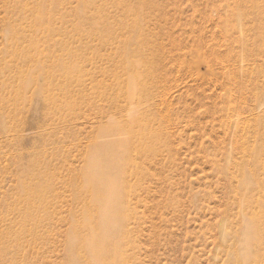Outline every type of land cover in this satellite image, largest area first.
Listing matches in <instances>:
<instances>
[{
	"label": "rangeland",
	"instance_id": "1",
	"mask_svg": "<svg viewBox=\"0 0 264 264\" xmlns=\"http://www.w3.org/2000/svg\"><path fill=\"white\" fill-rule=\"evenodd\" d=\"M0 264H264V0H0Z\"/></svg>",
	"mask_w": 264,
	"mask_h": 264
},
{
	"label": "bare ground",
	"instance_id": "2",
	"mask_svg": "<svg viewBox=\"0 0 264 264\" xmlns=\"http://www.w3.org/2000/svg\"><path fill=\"white\" fill-rule=\"evenodd\" d=\"M117 154H119V153H117ZM117 154H113L112 155V157L110 158V156H111V152L110 153H108V155H106L108 158H110L111 160H113L112 162L113 163H115V164H117ZM115 160V161H114ZM99 179H96V185L99 183V181H98ZM103 180V179H102ZM105 182L108 184V186L109 185H111V181L110 180H103V181H101V183H104L105 184ZM112 187L113 188H115V185H112ZM114 201V197L113 196H106V197H104V198H102L101 199V202H103L104 203V205L106 206V207H108L109 208V213H108V216L106 217V219H105V222H104V226H105V228H107V229H109V227L112 225H110V223L114 220L115 221V219L116 218H114V216L112 215V210L110 211V208H111V203ZM117 220V219H116ZM114 221L112 222V223H114ZM100 227V230H98L99 232H102V227L103 226H99ZM107 229H106V231H107ZM105 231V232H106ZM106 234V233H105ZM104 233H103V236H101V238H98L97 239V242L98 243H100L101 244V246H102V244H103V240H105L104 238ZM102 242V243H101Z\"/></svg>",
	"mask_w": 264,
	"mask_h": 264
}]
</instances>
